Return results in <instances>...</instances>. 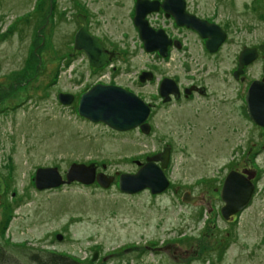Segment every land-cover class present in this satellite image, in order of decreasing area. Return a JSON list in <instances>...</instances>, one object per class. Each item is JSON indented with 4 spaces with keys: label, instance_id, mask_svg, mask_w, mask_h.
Listing matches in <instances>:
<instances>
[{
    "label": "rangeland",
    "instance_id": "rangeland-1",
    "mask_svg": "<svg viewBox=\"0 0 264 264\" xmlns=\"http://www.w3.org/2000/svg\"><path fill=\"white\" fill-rule=\"evenodd\" d=\"M135 1L0 0V177L7 185L0 249L6 262L25 263L23 250L11 245L16 243L67 253L84 264H264V127L253 122L245 103L262 57L233 76L243 48L264 46V0H186L191 14L219 25L226 38L210 52L205 39L183 27L184 47L165 58L144 50L133 23ZM33 6L35 21L14 25L15 18L34 15ZM47 12L50 44L36 32ZM79 15L112 52L101 77L72 47ZM147 20L167 24L162 13ZM151 70V82L135 83ZM172 77L181 86L202 83L207 95L154 110L148 133L140 127L118 131L78 113L80 94L97 83L127 90L136 85L146 102L157 96L160 78ZM23 82L28 89L22 90ZM62 93L76 96L63 104ZM165 149L171 151L166 190H119V174L136 172L138 162ZM72 162L95 163L97 172L115 178L107 188L77 181L35 188L38 167H57L64 175ZM241 164L258 170L256 192L234 221L225 220L219 187L230 167ZM185 191L200 199L182 201Z\"/></svg>",
    "mask_w": 264,
    "mask_h": 264
},
{
    "label": "water",
    "instance_id": "water-1",
    "mask_svg": "<svg viewBox=\"0 0 264 264\" xmlns=\"http://www.w3.org/2000/svg\"><path fill=\"white\" fill-rule=\"evenodd\" d=\"M157 0H136L134 8L133 23L138 29L139 39L146 52L158 51L163 57L167 55V46L170 44L162 30L154 31L146 19L150 12L158 10ZM161 8L171 14L177 25L186 26L196 31L205 39L206 49L210 52L216 51L226 38V32L216 23H209L193 14L185 12V0H164ZM81 23L75 32L73 49L82 50L89 64L94 68H101L111 59L112 52L104 49L99 39L90 34L87 22L83 15L77 16ZM260 50L264 51L261 46ZM258 55L254 47L243 48L238 56L237 68L233 71L234 78L243 73L244 66L253 62ZM109 56V57H108ZM264 71V61H263ZM150 72L142 73L140 80L149 79ZM171 87V88H169ZM159 93L164 100L169 99V94H177L178 86L173 79L163 78L159 86ZM59 101L69 104L73 101L72 94H59ZM247 113L259 126L264 127V76L260 80H253L245 94ZM149 105L135 93L120 86L97 83L81 94L78 102V113L92 122H102L108 127L126 131L140 127L143 133L149 132V124L145 121L149 114ZM169 162V150L147 156L145 163L138 162L139 168L134 173H122L118 176V187L124 193H136L149 189L152 194L161 193L169 186V179L164 170ZM105 168V165H102ZM95 163L72 162L64 177L59 173L57 167H38L34 175V185L37 190L58 188L62 185L77 181L83 184L97 182L100 186L107 188L114 180V176H108L103 171H96ZM251 178V176L249 177ZM5 182L0 177V196L5 191ZM254 186L242 173L230 171L224 179L220 190V197L224 204L220 213L225 220L243 210L251 201ZM199 196L185 191L182 201L193 204L199 200ZM58 234L57 239L61 240ZM96 254L93 256V259Z\"/></svg>",
    "mask_w": 264,
    "mask_h": 264
},
{
    "label": "flooded vegetation",
    "instance_id": "flooded-vegetation-1",
    "mask_svg": "<svg viewBox=\"0 0 264 264\" xmlns=\"http://www.w3.org/2000/svg\"><path fill=\"white\" fill-rule=\"evenodd\" d=\"M158 1V10L157 11H153V12H150V13H148L147 15H146V19H147V17L148 16H150V15H153V14H157V15H160V13H162L163 14V17H164V22L166 21L167 22V24H162V25H150L149 24V26L154 30V31H159V30H162V32L165 34V36H166V38L168 39V40H170V44H168V46H167V55L165 56V57H168V54H170L171 53V51L173 50V48H180V49H182L183 47H184V44L182 43V41H181V39H180V37L182 36V35H184V34H182V32L184 31V28L183 27H186V26H179V25H177V23L175 22V19H174V17L171 15V14H169V13H167V12H165L162 8H161V3L164 1V0H157ZM135 3H136V1H135ZM50 4V3H49ZM52 6V5H51ZM50 6V10L52 9V7L53 8H56V6L55 5H53L52 7ZM134 8H135V6H134ZM33 10L32 11H34V10H37V8H34V6H33V8H32ZM40 10V9H39ZM39 10L37 11L38 13H39ZM185 12H187V13H189V14H191L188 10H187V6H186V0H185ZM35 11H34V15H32V13H28L26 16H23V17H19V18H15V20L13 21V23H14V25H16V24H18L19 22H21V20H27V21H30V19L31 20H34L35 21ZM50 13V12H49ZM48 12L44 15L45 16V19H44V22H43V24H41L40 26H39V28L36 30V32H37V34H38V36L39 37H42L43 38V41H45L46 42V40H48L49 41V44H50V30H51V27H52V20H50V14H49ZM194 15V14H193ZM27 17V18H26ZM85 17V16H84ZM86 20V19H85ZM86 22H88V21H86ZM181 28H183V29H181ZM87 29H88V31H89V25L87 24ZM176 29H178V31H175ZM186 29L188 30V29H191V28H188V27H186ZM180 30H182V32L180 31ZM194 31V30H193ZM196 32V31H195ZM89 33L90 34H92V35H94L93 33H91L90 31H89ZM197 33V32H196ZM139 34V33H138ZM180 35V36H179ZM199 35V34H198ZM94 36H96V35H94ZM185 36V35H184ZM200 36V35H199ZM98 39H99V41L101 42V44L103 45V47H104V49L105 50H107V51H109V52H111L110 50H108L107 49V47L105 46V44L101 41V38L100 37H98V36H96ZM201 37V36H200ZM202 38V37H201ZM204 39V38H203ZM205 41V40H204ZM74 42V41H73ZM143 45V44H142ZM73 47V46H72ZM262 47H264L263 45H262ZM260 48H261V46L259 47L258 46V48H257V52H258V55H259V57H262V62L264 61L263 60V57H264V54L263 53H261V52H263L262 50H260ZM113 51V50H112ZM76 52H80V53H84L82 50H76ZM158 54H159V52L158 51H156ZM257 55V56H258ZM109 57V56H108ZM163 57V56H162ZM164 57V58H165ZM112 57H111V59H107V62H106V64L104 65V66H102L101 68H93V73H95V74H97V73H100L101 75H100V77L101 76H103V72H109V70L107 69V67H108V65L109 64H112ZM247 66V65H246ZM245 66V67H246ZM245 67H244V69H243V73H244V70H245ZM116 71L117 69H116V67L114 66V65H112V71ZM145 72H147V71H145ZM145 72H141V73H145ZM151 74H146V76L147 75H150V78L152 79V78H154L155 77V75H156V72L154 73L152 70L151 71H149ZM148 73V72H147ZM264 76V71H263V64H262V70H261V74H260V76L258 77V78H256L257 80H260L262 77ZM173 78V77H172ZM171 78V79H172ZM138 79H139V83H137V82H135L136 84H139L140 86H142V85H144L145 83H147V82H145L146 80H148L147 78L144 80V81H141L140 80V74L138 75ZM151 79H149L148 81H150L151 82ZM240 79L241 80H244L245 79V77L244 76H242V77H240ZM173 80L175 81V83L177 84V86H178V92H177V94H173V93H171V94H169L168 96H169V99H167V100H164V97L163 96H161L160 95V91H159V86H160V84H161V81H162V79L160 78L159 79V83H158V91H157V96L154 98V100H151V101H146V103L149 105V107H150V110H149V114H148V116H147V118H146V122L149 124V131L151 130V125H150V117L152 116V114H153V111L154 110H156V109H159L162 105H165V104H171L172 102H178V101H181L182 99H192L194 96H197V95H207V92H206V88H205V86L202 84V83H198V82H191V83H189L188 85H186V86H181L180 84H178L177 82H178V78H176V77H174L173 78ZM255 80V79H254ZM22 84H26V85H24L23 87H21L22 88V90H25V89H28V84L29 83H25V82H23ZM101 84H103V83H101ZM16 85V84H15ZM108 85H114V84H108ZM116 86H118V85H116ZM134 87H136V85H133ZM133 86H129L128 87V91H131V92H133V93H135L138 97H140L139 95V92L138 91H136L135 90V88L133 87ZM121 87V86H120ZM3 88V87H2ZM123 88V87H122ZM169 88H171V87H169ZM16 89V87L15 86H13L12 87V90H15ZM125 89V88H124ZM3 90V89H2ZM126 90H127V88H126ZM61 93V92H60ZM81 95V94H80ZM23 99L24 100H28L29 99V95L27 94V95H25V94H23ZM76 96V94H74V97ZM142 98V97H141ZM157 98H159L160 100V102H156L157 101ZM143 100V99H142ZM144 101V100H143ZM154 102H156V103H154ZM12 107H10V109H11ZM254 122V121H253ZM256 124V123H255ZM169 155L171 156V151L169 152ZM169 156V157H170ZM169 162H170V160H169ZM243 164H241V165H234L233 167H230V170L229 171H235V172H244L243 173V176L249 181V182H251L252 184H253V186H254V191H253V194H252V198H251V201L253 200V198H254V194H255V192H256V183H257V180H258V170H256L255 168H253V166H251V165H245V166H242ZM63 177H64V175H62ZM227 176V174L224 176V179H225V177ZM251 176V178H249ZM224 179H222V183H221V185H220V189H219V191L221 190V187H222V184H223V182H224ZM6 184V183H5ZM6 187H5V190H6V188H7V185H5ZM4 193V192H3ZM219 195H220V192H219ZM13 196V195H12ZM221 198V197H220ZM0 200H1V196H0ZM222 200V199H221ZM223 201V200H222ZM250 201V202H251ZM250 202L248 203V205L250 204ZM223 204H224V202H223ZM247 205V206H248ZM246 206V207H247ZM245 207V208H246ZM244 208V209H245ZM243 209V210H244ZM243 210H241L240 212H238V213H236V214H234V215H232L229 219H230V221H234L235 220V218L237 217V215H240L241 213H242V211Z\"/></svg>",
    "mask_w": 264,
    "mask_h": 264
},
{
    "label": "trees",
    "instance_id": "trees-1",
    "mask_svg": "<svg viewBox=\"0 0 264 264\" xmlns=\"http://www.w3.org/2000/svg\"><path fill=\"white\" fill-rule=\"evenodd\" d=\"M28 65H25L24 70L29 69ZM2 233H4V231ZM11 245L17 247L18 250H23L22 252L26 255V261L24 263L22 258L20 260L24 264H84L83 261L67 253L46 248H30L29 246L27 247L26 245L16 243ZM7 259H9L8 255H4L0 249V264H7Z\"/></svg>",
    "mask_w": 264,
    "mask_h": 264
},
{
    "label": "bare ground",
    "instance_id": "bare-ground-1",
    "mask_svg": "<svg viewBox=\"0 0 264 264\" xmlns=\"http://www.w3.org/2000/svg\"><path fill=\"white\" fill-rule=\"evenodd\" d=\"M135 5V4H134ZM146 103V102H145Z\"/></svg>",
    "mask_w": 264,
    "mask_h": 264
}]
</instances>
